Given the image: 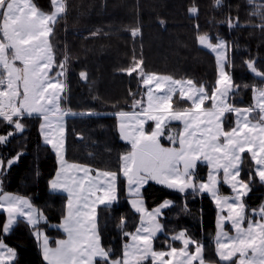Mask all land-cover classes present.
I'll list each match as a JSON object with an SVG mask.
<instances>
[{
  "label": "trees",
  "instance_id": "1",
  "mask_svg": "<svg viewBox=\"0 0 264 264\" xmlns=\"http://www.w3.org/2000/svg\"><path fill=\"white\" fill-rule=\"evenodd\" d=\"M32 1L41 10H51V0ZM62 1L64 10L53 23L50 40L55 71L64 70L60 113L67 112L63 119L65 158L116 174V200L97 208L98 235L107 257L96 259L95 264H122L126 241L139 223L121 174L122 156L132 145L121 139L118 130L121 112L144 106V87L134 66L139 64L146 73L189 79L202 86L209 98L218 80L217 60L212 50L200 45L199 37L207 35L212 43L222 39L228 53L230 105H248L251 90L264 88V0ZM250 62L259 75L252 73ZM170 107L191 108L192 102L175 92ZM19 114L0 116V160L17 157L1 173L2 188L28 196L45 220L31 225L18 218L4 232L5 213L0 211V240L16 252L10 264H49L35 231L43 230L50 244L64 235L57 224L65 214L67 195L49 189L57 156L42 141V117ZM179 127V122L166 123L163 131H172L174 142L162 136L160 142L175 144ZM205 173L206 166L197 163L193 180H203ZM240 176L250 186L247 207L264 203V183L257 179L247 152L242 154ZM219 186L220 192H230L223 182ZM141 197L148 209L169 200L159 214L161 231L152 239L154 251L178 245L174 235L185 230L201 245L204 261L235 264L234 259L223 261L216 253V207L209 193L180 190L149 178ZM138 264L158 263L146 258Z\"/></svg>",
  "mask_w": 264,
  "mask_h": 264
},
{
  "label": "crops",
  "instance_id": "2",
  "mask_svg": "<svg viewBox=\"0 0 264 264\" xmlns=\"http://www.w3.org/2000/svg\"><path fill=\"white\" fill-rule=\"evenodd\" d=\"M230 91L222 95L215 88L209 98L204 93L200 104L192 103L191 108L171 109L170 105L149 107L144 104L141 110L119 114L118 125L123 117L133 115H158L162 117L160 120L164 121V125L168 122L180 123L175 144L164 146L160 144V136L136 138L132 133L133 127L125 128L132 145L128 154H137L130 161L134 163L136 160L138 173L141 175L137 178L135 194L125 191L130 204L139 213V223L128 237L130 240L132 237L138 239L143 236L151 240L161 231L156 220L159 211H155V208L148 209L141 197V189L150 178L180 190L192 189L209 193L216 207V230L213 238L218 257L223 261L234 259L235 264H264V203L253 208L247 207L245 198L250 186L240 176L242 154L247 152L253 160L257 179L264 183L261 178V173L264 172V88H253L250 103L237 107L230 105ZM143 97L145 99V95ZM39 114L41 117L59 114L64 119L67 113ZM47 144L51 146L50 143ZM167 146L175 150L174 158L169 162L162 156ZM230 152H233V159ZM63 153L62 162L60 166L57 163L56 172L49 181V189L67 195L65 214L57 224L64 235L54 244L49 243L47 235V238L40 235L39 248L49 264L93 263L107 255V251L99 243L97 208L113 203L117 198V188L115 185L107 189L105 182H113L110 172L70 162L65 158V152ZM257 159L263 164L262 169H258ZM197 163L206 166V173L203 180L194 181ZM128 165L132 167L134 164ZM220 182L229 187L230 192H220ZM220 211L224 229L218 238ZM149 229L151 230L146 236ZM147 245L149 247L150 244ZM138 253V262L146 258L157 263L162 260L161 252L145 250L144 246ZM192 262L187 259L185 264Z\"/></svg>",
  "mask_w": 264,
  "mask_h": 264
},
{
  "label": "rangeland",
  "instance_id": "3",
  "mask_svg": "<svg viewBox=\"0 0 264 264\" xmlns=\"http://www.w3.org/2000/svg\"><path fill=\"white\" fill-rule=\"evenodd\" d=\"M63 10L64 3L62 0H51V10L48 11L39 9L32 0H0V113H2L0 115L12 117L21 115L19 114L21 112L34 115L60 112V100L65 90L64 70L58 69L55 71V55L50 35L53 23L62 14ZM199 43L201 46L212 50L216 55L218 69L216 88L222 95H226L231 88L230 75L225 70L228 55L226 43L222 39L212 43L207 35L200 36ZM134 68L137 70L144 87V104L149 107L169 106L170 99L175 92H178L181 97L189 99L194 105L200 104L204 95L202 86L196 85L189 79L146 73L139 64L135 65ZM249 68L252 73L259 75L251 62ZM161 118L158 115L123 117L118 125L120 137L122 140L129 142L131 139L125 128L130 129L133 127L134 131L132 133L136 138L137 136H162L174 142L173 132L163 131L164 121H161ZM18 127L21 130L22 127ZM39 131L42 141L50 143L56 151L57 163L60 166L63 152H65L63 118L59 114L42 117ZM160 144L164 146L162 142ZM167 147L164 148L165 153L162 156L166 162H169L174 158L175 150L173 147ZM230 154L231 159H233V152H230ZM134 156H137V154L124 153L121 166V174L125 179V191L133 194L136 192L137 178L141 176L138 173L136 160L134 163L130 161V158ZM16 160V156L5 162L0 160V211L5 213L4 232L9 231L18 218L26 220L31 225L45 220L43 212L31 202L28 196L4 191L2 188L1 173ZM256 162L258 163V169H262L263 164L260 159H257ZM129 163L134 165L130 167ZM87 167L90 166L87 165ZM110 175L113 177V182L110 183L109 180L105 182L107 189H110V186L117 185L116 174L110 173ZM261 178L264 181V172L261 173ZM244 185L246 186V183ZM167 202L169 200H165L154 207L155 211H159L156 220L160 226L159 214ZM221 213L220 211L218 218V238L223 234L222 230L224 229ZM150 230L145 233L146 236H148ZM35 234L37 238L40 235L47 238L43 230H37ZM174 238L178 245H173L164 252L159 251L162 260L158 264H166V262L168 264H185L187 259H191L192 264L204 263L201 245L195 242L185 230L178 231ZM99 243L102 247L100 238ZM147 244H150L149 247ZM142 246L145 250H153L152 239H145V236L138 239L132 237L131 240L128 238L123 250L122 264H138L140 259L138 252ZM251 254L254 256L253 252ZM88 255H91V251ZM15 257V250L3 240H0V264H10ZM86 264H95V261Z\"/></svg>",
  "mask_w": 264,
  "mask_h": 264
},
{
  "label": "built area",
  "instance_id": "4",
  "mask_svg": "<svg viewBox=\"0 0 264 264\" xmlns=\"http://www.w3.org/2000/svg\"><path fill=\"white\" fill-rule=\"evenodd\" d=\"M0 114H2V113H0ZM0 116H3V115H0Z\"/></svg>",
  "mask_w": 264,
  "mask_h": 264
}]
</instances>
